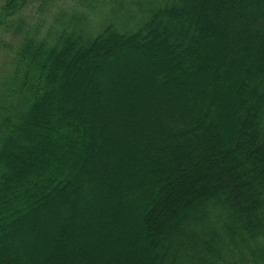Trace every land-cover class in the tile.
Returning <instances> with one entry per match:
<instances>
[{"label": "trees", "instance_id": "1", "mask_svg": "<svg viewBox=\"0 0 264 264\" xmlns=\"http://www.w3.org/2000/svg\"><path fill=\"white\" fill-rule=\"evenodd\" d=\"M59 1L0 0V27ZM109 1L11 24L0 264H264V0H163L91 35Z\"/></svg>", "mask_w": 264, "mask_h": 264}, {"label": "rangeland", "instance_id": "2", "mask_svg": "<svg viewBox=\"0 0 264 264\" xmlns=\"http://www.w3.org/2000/svg\"><path fill=\"white\" fill-rule=\"evenodd\" d=\"M163 0H110L109 3L103 4L101 7L94 11L92 19L89 23V33L96 34L102 25L108 23L113 17L118 18L119 22H124L127 25L128 30H134L138 25L146 18L147 11L155 9L162 4ZM118 3L123 5L124 9L130 11V15L127 16L123 10L118 11ZM38 4L33 8H29L18 17L10 18L4 27H0V80L4 81L8 76L9 68L11 67L13 53L20 44L21 37L14 32V28H11V24H15L18 18L24 19L27 25H42L47 26L52 22L53 17L60 16L65 13L70 15L71 9L74 7V0H63L55 3L54 5H48L47 11L39 12L37 9ZM114 12H111V11ZM111 13V14H110ZM30 15L31 17H26ZM23 20V21H24ZM41 27V26H40ZM92 35V34H91ZM10 99L16 101L17 96H10Z\"/></svg>", "mask_w": 264, "mask_h": 264}]
</instances>
